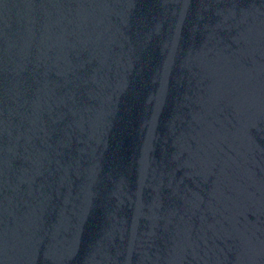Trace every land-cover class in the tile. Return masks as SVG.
Here are the masks:
<instances>
[{"label": "water", "instance_id": "obj_1", "mask_svg": "<svg viewBox=\"0 0 264 264\" xmlns=\"http://www.w3.org/2000/svg\"><path fill=\"white\" fill-rule=\"evenodd\" d=\"M0 264H264V0H0Z\"/></svg>", "mask_w": 264, "mask_h": 264}]
</instances>
